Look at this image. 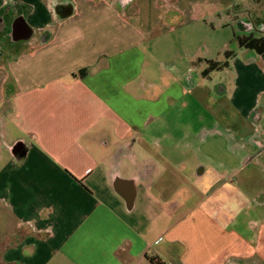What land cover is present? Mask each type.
<instances>
[{
  "label": "crops",
  "instance_id": "1",
  "mask_svg": "<svg viewBox=\"0 0 264 264\" xmlns=\"http://www.w3.org/2000/svg\"><path fill=\"white\" fill-rule=\"evenodd\" d=\"M248 35L264 0H0V264H264Z\"/></svg>",
  "mask_w": 264,
  "mask_h": 264
},
{
  "label": "rangeland",
  "instance_id": "2",
  "mask_svg": "<svg viewBox=\"0 0 264 264\" xmlns=\"http://www.w3.org/2000/svg\"><path fill=\"white\" fill-rule=\"evenodd\" d=\"M221 38L223 39V35H221ZM207 87H210V85L206 83V90H205V111H206V115H212L214 116L213 114L217 112V107L214 106L213 107V103L216 101V100H213L214 98V95L212 94L213 91L210 89L208 90ZM215 91V90H214ZM221 108V111L223 112H228V110L226 109L225 106L221 105L220 106ZM226 123H229L228 121L227 122H220V130L222 131V137H217L215 136V142L217 141L219 146H221L223 148V152H222V157H228L229 155L227 154V152H224L225 151V148L226 146H232L233 145V142L232 140L230 139V137L228 136V133L224 131L225 129V126H227ZM211 136L208 138V141L210 140L211 141ZM228 141V142H226ZM234 148V147H232ZM237 150V149H236ZM237 155L239 157H241L243 155V157L249 155L248 153H245V152H242L240 153L239 151H237ZM238 157V158H239ZM262 165L263 163H258V164H253V165H249L248 167L242 169L243 171L244 170H248V168H254V175L257 176V179L260 181L262 178ZM253 188V192H258L259 188H260V185H255V186H252Z\"/></svg>",
  "mask_w": 264,
  "mask_h": 264
},
{
  "label": "trees",
  "instance_id": "3",
  "mask_svg": "<svg viewBox=\"0 0 264 264\" xmlns=\"http://www.w3.org/2000/svg\"><path fill=\"white\" fill-rule=\"evenodd\" d=\"M236 42L240 47H244L246 49H252L258 53L264 51V37H253L251 35L236 37ZM227 55V54H226ZM207 68L202 72V75L206 76V74L210 71L221 70L226 67L227 62H217L212 60H206ZM154 264H160L159 262L151 259Z\"/></svg>",
  "mask_w": 264,
  "mask_h": 264
},
{
  "label": "flooded vegetation",
  "instance_id": "4",
  "mask_svg": "<svg viewBox=\"0 0 264 264\" xmlns=\"http://www.w3.org/2000/svg\"><path fill=\"white\" fill-rule=\"evenodd\" d=\"M18 27H20V25H19ZM21 29H22V28L20 27L19 31H21Z\"/></svg>",
  "mask_w": 264,
  "mask_h": 264
}]
</instances>
